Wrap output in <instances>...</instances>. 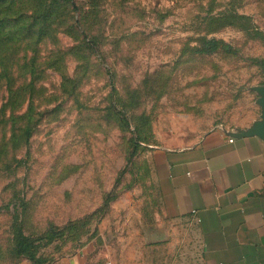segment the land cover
Instances as JSON below:
<instances>
[{
  "label": "rangeland",
  "instance_id": "374dc122",
  "mask_svg": "<svg viewBox=\"0 0 264 264\" xmlns=\"http://www.w3.org/2000/svg\"><path fill=\"white\" fill-rule=\"evenodd\" d=\"M0 18V264H202L191 229L167 231L149 152L260 119L264 0H17Z\"/></svg>",
  "mask_w": 264,
  "mask_h": 264
},
{
  "label": "crops",
  "instance_id": "0c3cea01",
  "mask_svg": "<svg viewBox=\"0 0 264 264\" xmlns=\"http://www.w3.org/2000/svg\"><path fill=\"white\" fill-rule=\"evenodd\" d=\"M149 160L171 237L180 225L191 229L202 264H264L262 138L212 129L190 145L156 146ZM57 264L86 262L76 253Z\"/></svg>",
  "mask_w": 264,
  "mask_h": 264
},
{
  "label": "trees",
  "instance_id": "16d2710c",
  "mask_svg": "<svg viewBox=\"0 0 264 264\" xmlns=\"http://www.w3.org/2000/svg\"><path fill=\"white\" fill-rule=\"evenodd\" d=\"M17 0H0V10L3 6H9V4L14 3ZM56 3L57 2H71L73 0H54ZM40 3V0H36V5ZM49 12V11H47ZM1 22V18H0ZM209 48L206 50H213L217 48V43L215 41H209ZM16 249L17 252L24 253L27 256L34 257L35 255V247L32 243V241L29 239V237L25 236L22 231L18 230L16 233Z\"/></svg>",
  "mask_w": 264,
  "mask_h": 264
},
{
  "label": "water",
  "instance_id": "95a60500",
  "mask_svg": "<svg viewBox=\"0 0 264 264\" xmlns=\"http://www.w3.org/2000/svg\"><path fill=\"white\" fill-rule=\"evenodd\" d=\"M259 91V98L258 103L261 107V115L260 119L255 121L250 128L244 131H226V133L235 136H252L256 135L264 140V86L258 89Z\"/></svg>",
  "mask_w": 264,
  "mask_h": 264
},
{
  "label": "built area",
  "instance_id": "2783aa9c",
  "mask_svg": "<svg viewBox=\"0 0 264 264\" xmlns=\"http://www.w3.org/2000/svg\"><path fill=\"white\" fill-rule=\"evenodd\" d=\"M233 140V138L231 137V138H229V141H232Z\"/></svg>",
  "mask_w": 264,
  "mask_h": 264
}]
</instances>
